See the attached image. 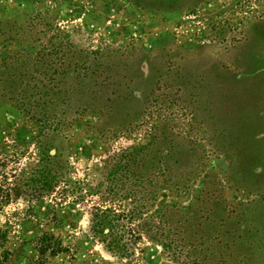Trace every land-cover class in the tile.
Listing matches in <instances>:
<instances>
[{"label":"rangeland","instance_id":"rangeland-1","mask_svg":"<svg viewBox=\"0 0 264 264\" xmlns=\"http://www.w3.org/2000/svg\"><path fill=\"white\" fill-rule=\"evenodd\" d=\"M34 1L0 0V264H262L264 0ZM37 14L33 58L55 35L85 67L30 91ZM35 120L82 201L33 180ZM106 209L138 218L124 254L93 230Z\"/></svg>","mask_w":264,"mask_h":264},{"label":"trees","instance_id":"trees-1","mask_svg":"<svg viewBox=\"0 0 264 264\" xmlns=\"http://www.w3.org/2000/svg\"><path fill=\"white\" fill-rule=\"evenodd\" d=\"M35 0L32 2V4L36 3ZM39 25H40V15L37 14L34 18H32L28 24L26 25L24 29L23 35L27 33L34 32V35L32 38H30L29 42H25L24 44L28 45L30 50H24L25 53H22V56H25V60L22 65H20V68H22L24 72L25 78H30V84L28 86V90H38L39 87H43L45 89H51V86L53 83L57 81L59 77H61L62 80H64L65 76H70L71 72L61 74H51L53 71L52 68L57 69H63V71L67 68L70 69L72 66H74V69H83L85 67L84 65H80L79 62H76L73 64L74 60L70 61L66 57L55 59L58 57V51L62 50L63 45L57 46L54 44L53 39H56L55 35L53 39H50V47H46L43 50L39 51L37 55L33 58L31 50L36 48V45L39 41H41V32L39 31ZM51 26V24H50ZM52 29V28H51ZM6 35V34H5ZM18 34H16L17 36ZM4 38L5 43H7L9 40H15V38L10 37L7 38L6 36H2L0 33V41ZM25 39V38H24ZM27 40V39H26ZM16 47L17 45H22L17 42L14 44ZM66 45L65 47H67ZM49 51V52H47ZM57 52V53H56ZM50 53V54H49ZM56 53V54H54ZM20 52H13L11 55H18ZM65 55V54H64ZM30 64L32 65V70L30 69ZM6 66V65H5ZM5 66H2L0 68L7 69ZM17 69V68H15ZM56 69V70H57ZM12 70V69H11ZM55 70V71H56ZM76 71V70H75ZM58 76V78H57ZM64 83V82H63ZM26 107V106H25ZM38 107L40 105L38 104ZM32 105H28L27 108H23V113H26V115L31 114ZM25 109V110H24ZM45 112H50V109L47 107ZM35 119L34 116L33 118ZM41 121V120H40ZM35 120V127H37V131L35 133V143L37 146V159L35 164L33 165V168L31 170V175L33 177V180L36 184H38L43 190H46L48 192H53L56 189H59L62 187V191L66 193L68 196H70L75 202L82 201L85 196L89 195V188L84 185V187L80 186L79 182H74L75 186L72 187L70 184L71 180H68L67 177L68 174V168L65 167V162H63L62 155L58 152L57 149L52 148L49 146V143H47L51 138H53V135L56 133L55 130H48V127L43 126V123ZM48 122V120L45 121V123ZM67 164V163H66ZM70 181V182H69ZM72 183V182H71ZM159 188L155 192V197L159 193ZM145 209L139 208V215H143L144 218L146 217V212H144ZM132 211H116L112 209H106V210H100L97 214L93 217V230L97 231V234L102 236L103 238L110 240L108 243V246L111 250H116L117 252L124 254L126 250L127 244H124L123 241L125 239V232L126 229H129L132 224H134L138 218L133 217ZM140 220V219H139ZM108 231V232H106ZM121 233V234H120ZM43 250L45 252L50 251L51 256H56L60 253H62L64 250L62 248L61 243L59 240H57L54 236H50L45 234L43 236ZM264 264V261L262 262Z\"/></svg>","mask_w":264,"mask_h":264}]
</instances>
